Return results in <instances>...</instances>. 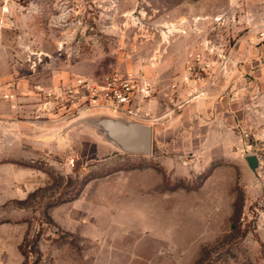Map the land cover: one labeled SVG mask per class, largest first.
Returning a JSON list of instances; mask_svg holds the SVG:
<instances>
[{
  "label": "rangeland",
  "instance_id": "obj_1",
  "mask_svg": "<svg viewBox=\"0 0 264 264\" xmlns=\"http://www.w3.org/2000/svg\"><path fill=\"white\" fill-rule=\"evenodd\" d=\"M114 74L150 155L62 91ZM263 90L264 0H0V264H264Z\"/></svg>",
  "mask_w": 264,
  "mask_h": 264
},
{
  "label": "built area",
  "instance_id": "obj_2",
  "mask_svg": "<svg viewBox=\"0 0 264 264\" xmlns=\"http://www.w3.org/2000/svg\"><path fill=\"white\" fill-rule=\"evenodd\" d=\"M62 91L66 94L70 93L67 101L78 103L80 107L84 105L90 108L108 109L120 114H134L135 108L152 96V90L144 80L123 74H114L102 80L75 76L71 84L65 85ZM254 153L259 157L261 169V161H264V139L257 142Z\"/></svg>",
  "mask_w": 264,
  "mask_h": 264
},
{
  "label": "water",
  "instance_id": "obj_3",
  "mask_svg": "<svg viewBox=\"0 0 264 264\" xmlns=\"http://www.w3.org/2000/svg\"><path fill=\"white\" fill-rule=\"evenodd\" d=\"M99 117L87 121L104 132L108 141L122 151L131 154L150 155L153 151L154 129L151 125L121 118V114L108 109H100ZM249 168L258 176L260 160L256 154L245 158Z\"/></svg>",
  "mask_w": 264,
  "mask_h": 264
},
{
  "label": "crops",
  "instance_id": "obj_4",
  "mask_svg": "<svg viewBox=\"0 0 264 264\" xmlns=\"http://www.w3.org/2000/svg\"><path fill=\"white\" fill-rule=\"evenodd\" d=\"M263 92H264V90H263ZM251 132H252L253 137L255 139H258V141H261L262 139H264V125L252 127Z\"/></svg>",
  "mask_w": 264,
  "mask_h": 264
}]
</instances>
